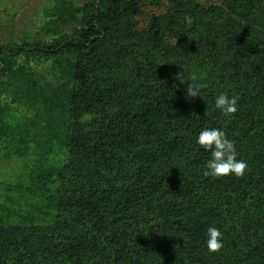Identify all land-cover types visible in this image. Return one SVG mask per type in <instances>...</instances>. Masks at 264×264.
Listing matches in <instances>:
<instances>
[{
	"label": "trees",
	"instance_id": "16d2710c",
	"mask_svg": "<svg viewBox=\"0 0 264 264\" xmlns=\"http://www.w3.org/2000/svg\"><path fill=\"white\" fill-rule=\"evenodd\" d=\"M46 18L48 39L0 50V141L38 150L27 198L0 205V264H264V0H58ZM182 69L201 98L176 88ZM12 92L32 132L3 121ZM203 128L235 143L243 176L203 175Z\"/></svg>",
	"mask_w": 264,
	"mask_h": 264
},
{
	"label": "rangeland",
	"instance_id": "374dc122",
	"mask_svg": "<svg viewBox=\"0 0 264 264\" xmlns=\"http://www.w3.org/2000/svg\"><path fill=\"white\" fill-rule=\"evenodd\" d=\"M58 0H0V50L10 51L11 53L18 54L21 51L22 46L19 42L24 37H30L33 39L46 40L50 34H44L39 31L40 27L44 25V21L47 20L46 16L51 13L56 2ZM75 5H80L85 0H67ZM203 4H213L217 0H201ZM143 18L140 17V21ZM9 46L10 48H4ZM9 49V50H8ZM8 52V53H10ZM19 55V54H18ZM39 65V70L42 71V75H46L50 78L47 73V63L43 66ZM45 68V69H44ZM13 86V85H12ZM17 92V91H16ZM11 93L13 101L8 102L6 100L3 103L4 114L2 117L3 121L7 122L6 126L9 125L16 136V132L23 131L24 128L33 130V124L30 120V115H33V110H28L26 104L21 103L18 99V95ZM105 109L108 112H114L118 110L117 102H111ZM92 116L90 113H85L79 117L80 121H85ZM63 119L62 116L52 117L54 124H59ZM40 141L39 138H36ZM43 140V137L41 141ZM10 146L7 142L0 141V205L6 204L14 206L16 210L18 208L17 203H22L25 200V193L23 185L26 184L25 180L29 171L36 166L38 160V150L32 147L28 152L22 155H14V152H10ZM34 149V150H32ZM57 156V152H53L52 155ZM49 157V156H47ZM60 158L57 157L56 160ZM53 159H51V162ZM8 201H13L12 203ZM27 201V200H26Z\"/></svg>",
	"mask_w": 264,
	"mask_h": 264
},
{
	"label": "clouds",
	"instance_id": "9594fccd",
	"mask_svg": "<svg viewBox=\"0 0 264 264\" xmlns=\"http://www.w3.org/2000/svg\"><path fill=\"white\" fill-rule=\"evenodd\" d=\"M199 79V74L195 70L186 72L182 69L175 74V80L179 82L175 86L177 88L179 85H184L186 99L201 98V91L198 86ZM214 106L223 116L228 117L237 111V97L220 92L214 97ZM196 143L209 153L202 170L205 177L218 179L229 175L241 177L245 174L248 168L247 162L237 158L238 152L235 143L227 138L221 129L203 128L196 137ZM206 237L207 251L217 252L223 247V234L217 227L209 226Z\"/></svg>",
	"mask_w": 264,
	"mask_h": 264
}]
</instances>
